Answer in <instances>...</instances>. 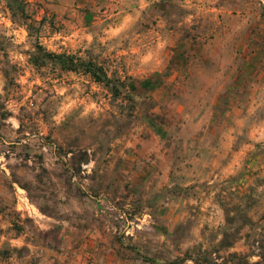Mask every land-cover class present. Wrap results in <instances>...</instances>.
I'll return each instance as SVG.
<instances>
[{"label": "rangeland", "instance_id": "obj_1", "mask_svg": "<svg viewBox=\"0 0 264 264\" xmlns=\"http://www.w3.org/2000/svg\"><path fill=\"white\" fill-rule=\"evenodd\" d=\"M263 256L264 0H0L6 264Z\"/></svg>", "mask_w": 264, "mask_h": 264}, {"label": "trees", "instance_id": "obj_2", "mask_svg": "<svg viewBox=\"0 0 264 264\" xmlns=\"http://www.w3.org/2000/svg\"><path fill=\"white\" fill-rule=\"evenodd\" d=\"M49 55H47V58H49L48 57ZM58 59H67V60H65V62H67V64H69V66H67V68L69 69V68H71V69H76V65H74L73 64V57H70V56H68V57H66L65 55H58V56H56ZM64 62V63H65ZM94 74H95V72H94ZM262 258H264V256L262 257Z\"/></svg>", "mask_w": 264, "mask_h": 264}, {"label": "crops", "instance_id": "obj_3", "mask_svg": "<svg viewBox=\"0 0 264 264\" xmlns=\"http://www.w3.org/2000/svg\"><path fill=\"white\" fill-rule=\"evenodd\" d=\"M0 264H6V262L0 258Z\"/></svg>", "mask_w": 264, "mask_h": 264}, {"label": "built area", "instance_id": "obj_4", "mask_svg": "<svg viewBox=\"0 0 264 264\" xmlns=\"http://www.w3.org/2000/svg\"><path fill=\"white\" fill-rule=\"evenodd\" d=\"M28 201V200H27Z\"/></svg>", "mask_w": 264, "mask_h": 264}]
</instances>
